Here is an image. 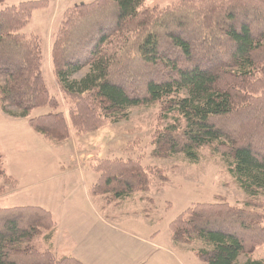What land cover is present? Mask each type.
<instances>
[{"label": "trees", "instance_id": "16d2710c", "mask_svg": "<svg viewBox=\"0 0 264 264\" xmlns=\"http://www.w3.org/2000/svg\"><path fill=\"white\" fill-rule=\"evenodd\" d=\"M4 1L0 0V4ZM144 1L95 0L63 14L50 59L60 94L78 100L69 111L70 128L77 133L98 131L107 120L113 124L126 120L129 109L170 99L166 113H175L185 127L179 132L178 126L173 125L157 134L153 156L167 159L183 155L190 163H196L197 150L222 140L223 147H229L226 152L232 161L228 173L248 197L257 196L264 190V151L255 153L251 136L241 143L240 133L234 129L225 131L214 120L222 121L235 111L239 96L231 85L234 80L236 89L244 90L242 80L264 71V66L259 70L264 59V22L259 20L262 16H250L254 9L247 6L241 11L229 8L221 16L224 7L213 4L204 13H196L199 17L178 18L176 11L160 26L171 31L161 43L153 33H147L141 43L129 48L130 35L147 24L138 11ZM251 2L247 0L245 4ZM46 4V0H33L0 11V110L10 118L27 119L32 110L49 108L52 113L29 118L27 125L43 139L60 143L69 138V126L48 91L39 39L20 33L35 10L46 8ZM185 25H193L192 33L200 39L216 40L196 43L183 30ZM151 26L156 27L153 22ZM83 70H87L86 74L75 79ZM7 109H13L15 115ZM104 161L98 160L95 167L99 169ZM106 163L113 165V176L109 178L115 180L105 179V190L101 192L97 185L100 177L90 195L110 194L112 201H120L135 192L148 191L146 174L134 162ZM117 170L122 179H116ZM252 220L225 206H202L169 228L174 244L201 242L204 248L197 251V258L204 264H262L249 259L239 261L253 251L258 236L257 226L254 227L258 222ZM41 231L49 232L45 241H51L56 231L52 216L41 208L0 209V264H29L28 257L38 259L36 264H82L48 251L36 253L29 245Z\"/></svg>", "mask_w": 264, "mask_h": 264}, {"label": "rangeland", "instance_id": "374dc122", "mask_svg": "<svg viewBox=\"0 0 264 264\" xmlns=\"http://www.w3.org/2000/svg\"><path fill=\"white\" fill-rule=\"evenodd\" d=\"M29 1L33 0H5L0 4V11ZM93 1L95 0H50L46 8L35 10L29 23L20 32L28 38L39 39L43 59L42 72L50 95L57 101L58 111L65 116L69 126V138L60 143L49 141L28 128L27 119L53 112L47 107L32 110L27 119L10 118L0 110V209L39 207L48 212L57 224V245L59 242L66 244L65 238L69 236L71 254L83 264H94L84 258L86 253L83 244L86 234L98 226L105 230L107 243L113 247L112 260H108L107 264H204L197 258V251L204 248L201 242L195 240L190 244L173 245L169 225L185 220L188 213L195 208L225 206L233 213L243 212L251 217L253 222H258L254 225L257 226L258 236L254 239L253 251L250 254L246 253L239 261L249 259L264 264V233L259 232L264 230V190L255 197H248L238 187L228 173L232 161L230 153L226 152L229 147L227 145L223 147L222 140L197 150L196 163H190L183 155L167 159L153 156V143L157 134L169 126L177 125L179 132L185 127L184 121L175 113H166L170 99H163L147 107L129 109L126 120L116 124L107 120L98 131L77 133L70 128L69 111L74 109L78 100L66 99L58 91L49 63L50 48L64 12L74 6ZM232 1L145 0L138 11L141 16H145L147 24H143L141 30L133 31L130 35L129 48H133L138 42L141 43L147 33H153L161 43L165 35L171 31L170 28L163 30L160 26L174 12H178L176 14L178 18L199 17L196 13H204L203 10L212 4L224 7L221 16H225V13L230 11L229 8H236L237 11H241L244 6L253 8L250 16H262L259 20L264 22V0H250L252 2L248 5L245 4L247 0ZM165 14L168 16H163ZM241 16L247 14L242 13ZM152 22L156 27L151 26ZM192 26L183 27V30H186L196 43L208 44L216 40L215 37L200 39L197 35L194 36ZM263 66L262 58L259 70ZM86 72L87 70H83L74 78L79 80ZM263 76L264 71H259L252 78L242 80L245 83L244 90L239 87L236 89L237 80H234L231 85L235 86L239 103L236 104L231 116L222 121L214 120L225 131L234 129L240 133L238 136L241 143L251 136L249 139L255 153L264 151ZM243 110H247L248 113L242 112ZM6 112L14 114L13 109H7ZM238 120L242 121L237 122ZM241 131L244 134H241ZM243 139L245 140L242 141ZM223 156L230 158L224 159ZM100 159L111 162H134L146 174L148 191L135 192L129 198L120 201H112L110 194L90 195V188L100 177L97 185L101 186L99 190L102 192L105 190L104 180L113 176L110 169L113 165L110 166L106 161L98 167L99 169L95 167ZM104 164L106 165L102 167ZM118 174L119 170L116 173L119 178L116 179H122V175L120 177ZM8 175L13 177L15 182L10 181L6 177ZM8 195L13 196L6 198ZM103 199L108 204L106 216L110 220L107 227L98 221L90 209L96 207L100 211L99 205ZM119 203L121 204L118 205ZM82 208L87 212H83ZM134 213L144 221L138 222L133 216ZM58 214L65 217V219L60 217V225L56 222ZM119 216L122 221H116L115 218L118 219ZM216 219L218 222V218ZM136 230H141L147 235L144 241H148L151 236V240L160 248L153 249L154 246L151 245L152 248L148 244L139 245L145 252L141 250L138 256H133L134 250L128 248L137 243L138 238L134 236ZM48 234V231H41L40 236L34 238L29 247L38 254L48 252L52 254L50 241L44 240ZM171 244L175 246L174 249ZM246 251H249L248 245ZM162 254H166V258L156 256ZM52 255L54 256V253ZM140 257L143 258L139 260ZM26 260L29 264L38 262L35 257H28Z\"/></svg>", "mask_w": 264, "mask_h": 264}, {"label": "crops", "instance_id": "0c3cea01", "mask_svg": "<svg viewBox=\"0 0 264 264\" xmlns=\"http://www.w3.org/2000/svg\"><path fill=\"white\" fill-rule=\"evenodd\" d=\"M47 1V4L50 0H46ZM47 4H46V7H47ZM75 7V6H74ZM70 9V8H69ZM65 13V12H64ZM33 16V15H32ZM50 51H51V48H50ZM49 63L51 65V59H49ZM51 71H52V68H51ZM54 78V77H53ZM28 126V125H27ZM29 128V127H28ZM30 129V128H29ZM8 179L10 181H14L10 175L7 176ZM15 182V181H14ZM93 187V186H92ZM91 187V188H92ZM90 188V189H91ZM14 195V194H13ZM13 195H8L6 196V198H9ZM102 204L99 205V209H101L100 211H98L96 209V207H90L91 209V212L95 214V217L98 219L99 222H102V224L104 225V227H107V222L110 220L108 218V216H106V207H107V202L105 199L101 200ZM121 203H119L118 205H120ZM119 207V206H118ZM12 208H17V207H9V208H5V209H12ZM84 209V208H82ZM63 212H65L64 210H62ZM83 212H87V210L84 209ZM103 213V215L101 216L100 214ZM52 214V213H51ZM52 216V215H51ZM134 218L138 221V222H141V221H144L143 218H141L139 215H136L135 213L133 214ZM60 217L62 219H65L64 216L58 214L57 215V223H59V225L61 224V221H60ZM54 218V217H53ZM52 218V219H53ZM116 221H122L121 220V217L119 216V218H115ZM55 220V219H54ZM53 220V221H54ZM55 223V222H54ZM55 225H57L55 223ZM122 225V224H121ZM110 226V225H109ZM135 233V237H137V243L128 248L129 250H134L133 252V256H138L139 252L142 250L143 253L145 252V249L142 248L141 246L139 245H146L148 244L150 247L154 248L153 249H159L160 247L156 246L154 243L155 241L154 240H151V236L149 237V239H147L148 241H144V237L147 236L143 233V231L141 230H136L134 231ZM57 232L55 231L54 235H53V238L52 240L50 241L51 243V248H52V251L54 253V255L56 257H71L77 261H79L80 263H82L78 258L74 257V255L72 256L71 254V246H70V239H69V236H67V238H65L67 240V243L66 244H63V242H59L58 245L56 243V235ZM171 241V239H170ZM171 243L173 244V242L171 241ZM171 244V246L173 247V249L175 248V246H173ZM153 245V246H151ZM83 250H84V253H86L85 255V259L88 260V261H92L94 264H107V261L108 260H112L111 258V254H113V247L112 245L108 244L107 243V240H106V237H105V230L104 229H100V227L98 226L97 228H92L88 234H86V237H85V243L83 244ZM157 257H163V258H166V254H162V255H156ZM143 257H140L139 260H141ZM135 259V258H134ZM83 264V263H82Z\"/></svg>", "mask_w": 264, "mask_h": 264}]
</instances>
